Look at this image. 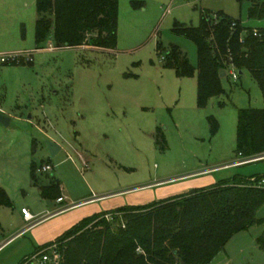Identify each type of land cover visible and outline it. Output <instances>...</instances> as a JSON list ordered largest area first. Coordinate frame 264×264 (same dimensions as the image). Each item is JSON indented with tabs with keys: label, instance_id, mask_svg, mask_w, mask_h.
Here are the masks:
<instances>
[{
	"label": "rangeland",
	"instance_id": "1",
	"mask_svg": "<svg viewBox=\"0 0 264 264\" xmlns=\"http://www.w3.org/2000/svg\"><path fill=\"white\" fill-rule=\"evenodd\" d=\"M132 1L119 0L115 48H57L49 39L37 50L36 0H0V55L19 56L0 60V114L11 120L7 127L0 123V187L13 203L0 204V245L27 222L66 206L145 205L211 179L264 180V158L248 162L236 152L240 109L264 106L250 72H237L235 80L229 71L222 78L225 93L200 108L196 73L178 77L164 61L177 47L198 65L195 42L177 25L198 27L202 15L223 13L258 29L264 18L249 17L248 1L134 0L141 2L137 8ZM48 142L61 148L54 157ZM46 164L52 170L43 171ZM32 165L40 184L60 190L56 198L33 183ZM60 196L65 201L55 204ZM22 208L33 218L25 219ZM258 217L261 223L226 243L229 264H264L258 242L264 205ZM26 233L0 249V264L33 254ZM52 246L61 252L59 243Z\"/></svg>",
	"mask_w": 264,
	"mask_h": 264
},
{
	"label": "trees",
	"instance_id": "2",
	"mask_svg": "<svg viewBox=\"0 0 264 264\" xmlns=\"http://www.w3.org/2000/svg\"><path fill=\"white\" fill-rule=\"evenodd\" d=\"M238 1L249 2V17L264 18V0ZM132 5L137 8L141 2L133 0ZM36 9L37 50L49 39L57 48L116 46L119 0H36ZM175 30L195 42L198 65L194 67L177 47L166 52L165 65L181 78L196 73L198 107H206L211 97L225 93L220 77L223 71L226 76L232 70L250 72L264 97V28L244 26L221 13L216 18L202 15L198 27L177 25ZM211 127L215 132L218 125ZM237 135L236 152L241 158L264 155V106L240 109ZM31 178L43 196L59 195L52 183H39L35 165ZM0 204L13 207L1 187ZM263 205L264 180L235 175L208 188L96 213L55 242L36 248L18 264H40L31 258L55 243L61 245V257L46 264H208L231 237L263 221L258 217ZM258 242L264 248V233Z\"/></svg>",
	"mask_w": 264,
	"mask_h": 264
},
{
	"label": "crops",
	"instance_id": "3",
	"mask_svg": "<svg viewBox=\"0 0 264 264\" xmlns=\"http://www.w3.org/2000/svg\"><path fill=\"white\" fill-rule=\"evenodd\" d=\"M211 180L204 182L201 185V187H196V188H208L210 187L208 185L212 186L213 184H215V182L212 183ZM193 189H190V190H193ZM190 190L182 192V193L189 192ZM182 193H179V194H182ZM57 203L58 201L56 199L55 204ZM80 205H83V204L66 206L60 209L58 208V209H55L54 211L45 213L43 218H41L40 221L38 222L36 221V222H33L32 224H30V222H27L22 231L18 232L16 235H14L10 239H4V242L0 245V249L3 248L8 243H10L13 239L22 236L24 232H27L26 234L29 233L28 238L31 244L33 245V247H35L34 248V251H35L36 248L42 245L55 242L67 230H69L70 228H72L73 226L81 222L83 219L92 216V214L94 215L96 213H101L103 211L113 210L120 206H126L125 204L119 203V205L110 207L109 209L96 210L93 208H86L85 206L81 207ZM132 205H136V204H129L127 206H132ZM208 264H229V259H227V257H225L221 251Z\"/></svg>",
	"mask_w": 264,
	"mask_h": 264
},
{
	"label": "built area",
	"instance_id": "4",
	"mask_svg": "<svg viewBox=\"0 0 264 264\" xmlns=\"http://www.w3.org/2000/svg\"><path fill=\"white\" fill-rule=\"evenodd\" d=\"M256 34V33H255ZM19 58V56L18 55H15V54H13V55H11V56H4V55H0V60H1V62H3V63H6L7 61H11V60H16V59H18ZM231 74H232V77L235 79V80H237L238 79V73L235 71V70H232L231 71ZM259 158H261V157H259ZM252 160H255V159H250L248 162H250V161H252ZM42 170L43 171H50V170H52V167H51V165H49V164H46V165H44L43 166V168H42ZM57 201L60 203V202H64L65 201V197H59L58 199H57ZM22 214H23V216H24V218L25 219H27V220H30L31 218H33V216H32V214H31V212L27 209V208H22ZM38 221H40V219L39 220H37V222ZM60 257H61V254H60V252L59 251H57L56 249H55V246H49L46 250L44 249V250H42L41 252H39L38 254H36L33 258H31L32 260L33 259H37V261H38V263H40V264H46L47 262H49V261H52L53 259H54V261L55 260H58V259H60Z\"/></svg>",
	"mask_w": 264,
	"mask_h": 264
},
{
	"label": "water",
	"instance_id": "5",
	"mask_svg": "<svg viewBox=\"0 0 264 264\" xmlns=\"http://www.w3.org/2000/svg\"><path fill=\"white\" fill-rule=\"evenodd\" d=\"M239 74H242V71H239ZM227 75V72L226 71H223L222 74L220 75L221 78L225 77ZM10 118L3 115V114H0V123L7 127L9 126L10 124ZM48 148H49V151H50V154L52 157L56 156L57 153L61 150L60 146L57 145L56 143H53V142H48ZM264 157L262 158H256L255 160H252V161H256V160H261L263 159ZM251 162V161H250Z\"/></svg>",
	"mask_w": 264,
	"mask_h": 264
}]
</instances>
